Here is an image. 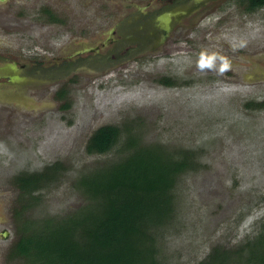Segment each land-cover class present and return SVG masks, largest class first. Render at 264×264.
Instances as JSON below:
<instances>
[{
	"label": "rangeland",
	"instance_id": "374dc122",
	"mask_svg": "<svg viewBox=\"0 0 264 264\" xmlns=\"http://www.w3.org/2000/svg\"><path fill=\"white\" fill-rule=\"evenodd\" d=\"M17 1L22 5L15 0L0 10V41H7L6 26L28 37L33 28L41 39L25 51L2 48L11 58L51 59L45 44L53 42L60 55L108 43L104 57L117 25L130 18L131 26L117 28L122 46L144 53L97 75L89 73L106 65L86 62V75H66L59 84L63 98L44 86L30 90L42 107L36 117L0 105V264H26L11 254L21 221L41 224L82 209L87 199L77 180L122 156L127 140L174 156L194 152V169L175 185L172 220L155 228L158 264H199L215 248L233 252L252 239L264 220V110L248 104L264 101V80L249 73L264 71V9L248 14L238 0H204L195 10L186 5L191 0ZM178 5L194 11L182 27L172 22L162 42L148 18ZM148 39L152 46L143 44ZM163 78L177 85H161ZM102 126L120 129L118 144L108 154H88L87 141ZM46 168L53 179L22 197L15 177Z\"/></svg>",
	"mask_w": 264,
	"mask_h": 264
},
{
	"label": "trees",
	"instance_id": "16d2710c",
	"mask_svg": "<svg viewBox=\"0 0 264 264\" xmlns=\"http://www.w3.org/2000/svg\"><path fill=\"white\" fill-rule=\"evenodd\" d=\"M242 1L250 10L264 6V0ZM159 83L177 85L169 78ZM248 105L264 110V101ZM120 133L115 126L98 128L87 141V153H110ZM125 145L122 156L77 180L87 199L82 209L57 220L44 219L41 224L24 218L11 254L26 264H158L155 228L172 220L175 185L186 171L194 169V152L174 156L133 140ZM54 175L46 168L16 176L13 183L22 197L30 196ZM31 199L39 201L38 196ZM238 249L242 252L239 261L233 258ZM238 249L215 248L199 264H264V220L253 238Z\"/></svg>",
	"mask_w": 264,
	"mask_h": 264
},
{
	"label": "flooded vegetation",
	"instance_id": "af4514ba",
	"mask_svg": "<svg viewBox=\"0 0 264 264\" xmlns=\"http://www.w3.org/2000/svg\"><path fill=\"white\" fill-rule=\"evenodd\" d=\"M237 1V0H235ZM9 2H14L15 0H0V10L4 5H6ZM239 4H243L245 11L249 13H254L258 10L264 9V6L261 8H258L256 10H250L249 5L242 0H238ZM16 4H19L18 1L16 0ZM185 4V3H184ZM187 7L188 5L190 7L193 6L192 9L195 10V8L204 7L206 5V1L204 0H191L188 4H186ZM193 10V11H194ZM20 11V9H19ZM19 11L16 10L17 14ZM185 11H187L185 13ZM193 11H188V8L183 7L181 5L174 6L166 10L165 12L161 13L160 15L157 16V18H148L151 22L150 25L157 26V30L161 31L162 30V42L166 40V38L170 39V25L173 22V25L176 24L179 27H182V22L186 20V18L190 16V14L193 13ZM5 14H2L0 11V18L4 17ZM161 17V18H160ZM53 18V17H51ZM127 20L124 22H120L117 25L118 26H131L133 20ZM147 19V18H146ZM52 21L50 22H59L57 19H51ZM144 22V21H143ZM161 22H163V27L160 25ZM13 27L11 26H6L7 31L6 32V43L0 41V105H13L15 109H21L24 108L27 111H32V116L35 115V117L38 115V113H42V107L38 104V102L35 100V98L30 99L27 96L28 94L30 95V90H36L38 88H41V86L48 87L49 88V96L55 99L56 97L59 96H64L63 95V90L60 89V85L62 81H64V77H71L73 75L78 74V72H83L86 75V62L89 63L90 65H95L98 64V66L106 65L103 70L101 71H94L89 74L92 75H97L101 73H107L110 70H113L115 68V64L117 62L123 63V62H128L130 59L134 60L138 58L139 54H143L144 51L139 50L141 46L136 47V45L132 46H122L124 34H118L117 33V28H116V33H112L113 37L109 39V43H111V50H108L106 55L103 56L104 50L108 47V43H104L101 46H96L94 48L90 49H85L83 48L80 51H75L72 54L68 53V55H60L59 54V48L58 46L53 45L55 42L51 44H45L47 49L45 53H51L52 57L51 59L45 60L43 62H40L39 59H32L31 62L29 61H24V60H18L15 58H11L12 54L4 55V52L2 53L1 51L3 50L2 48L7 47V46H23L22 49L25 51L28 46L29 42L35 41L37 43L41 37L36 36L32 37L35 34V31L33 28H29V37L28 36H21L16 32L17 30H11ZM128 28V27H127ZM158 33V34H159ZM14 35V36H13ZM41 35V34H39ZM32 37V38H31ZM123 37V38H122ZM159 37V36H158ZM157 37V38H158ZM181 37V36H180ZM161 38V36H160ZM121 42H120V40ZM11 40H16L18 43H14V45L11 43ZM59 41V38L55 39ZM148 39L147 43L145 46H152L153 42ZM146 42V39L145 41ZM177 42V41H176ZM161 43H158L154 46H158ZM79 45V44H78ZM118 45H121L118 46ZM124 45H126L124 43ZM85 46V45H84ZM135 46V47H134ZM35 47V46H34ZM129 47H131L129 49ZM2 49V50H1ZM32 49V46L30 48V51ZM144 49V48H143ZM35 51V49H32ZM130 50H133L132 53H129ZM151 50V49H150ZM9 51L8 53H12L10 49H7ZM30 51L27 50L25 56L28 54L30 55ZM147 51V50H145ZM143 52V53H140ZM36 53V52H35ZM39 53V52H37ZM54 54V55H53ZM83 54L85 56L83 57ZM35 55V54H34ZM33 57H37L34 56ZM87 55V56H86ZM255 55V54H254ZM56 57V58H53ZM255 59H257L255 57ZM254 59V60H255ZM52 61V62H50ZM84 66L82 69L79 67ZM250 75L254 76L255 79L257 80L256 82H260L264 80V71L261 70V67H257L254 69L250 70ZM246 75V76H249ZM239 76V75H238ZM237 76V77H238ZM83 78V77H82ZM65 82H69L68 80ZM59 85V89H53V86ZM63 98V97H62ZM14 109V110H15ZM1 114V113H0Z\"/></svg>",
	"mask_w": 264,
	"mask_h": 264
}]
</instances>
